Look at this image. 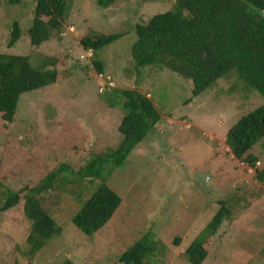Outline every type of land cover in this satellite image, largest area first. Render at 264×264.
Masks as SVG:
<instances>
[{
	"label": "rangeland",
	"instance_id": "374dc122",
	"mask_svg": "<svg viewBox=\"0 0 264 264\" xmlns=\"http://www.w3.org/2000/svg\"><path fill=\"white\" fill-rule=\"evenodd\" d=\"M173 2L114 0L100 7L96 0H68L64 18L49 19L56 22L49 40L34 46L27 30L36 0H0V53L28 55L34 65L54 63L59 73L56 83L20 95L11 122L0 113V204L8 189L20 195L16 205L0 212V263L121 264L119 256L150 235L154 246L146 264H192L185 250L199 236L207 249L201 264H264V181L255 179V167L237 160L226 142L229 128L264 97L245 88L235 71L193 97L191 80L171 69L133 67L134 25ZM15 21L20 37L10 44ZM92 32L122 33L99 50L102 73L92 52L80 45ZM122 89L149 97L160 119L121 166L104 165L103 180L81 177L79 170L94 155L109 154L122 139L123 111L111 105L122 101ZM263 143L264 136L248 151L257 156L258 168L264 165ZM60 167L59 178L68 180L36 197L61 232L31 253L24 195ZM102 181L121 202L102 228L87 235L71 217ZM222 202L231 213L209 234L206 226Z\"/></svg>",
	"mask_w": 264,
	"mask_h": 264
},
{
	"label": "trees",
	"instance_id": "16d2710c",
	"mask_svg": "<svg viewBox=\"0 0 264 264\" xmlns=\"http://www.w3.org/2000/svg\"><path fill=\"white\" fill-rule=\"evenodd\" d=\"M21 0H8L18 4ZM172 7L153 14L143 23L134 25L136 38L130 47L133 67L138 72L146 66L171 69L191 80L192 96L211 87L217 79L235 71L245 88H252L264 97V0H173ZM100 7H108L114 0H96ZM68 0H36L35 17L29 27L30 43L39 46L49 40L54 21L62 20ZM47 18L44 20V18ZM122 33H88L80 45L93 55V64L102 73V62L97 59L104 46L118 39ZM20 37V26L14 22L10 31V44ZM59 73L54 63L32 64L28 55L0 53V113L3 120L11 122L22 93L56 83ZM122 99L116 100L123 111L118 130L122 139L109 154H96L79 170L81 177L103 176V167L111 163L123 164L130 152L142 142L160 119V114L146 95L135 89L117 91ZM264 136V103L242 115L228 130L226 142L234 157L255 167V179L264 181V165L256 167L257 156L248 152ZM264 151V143L262 145ZM64 167L50 172L39 186L24 195L23 210L30 221L26 244L31 253L40 250L48 240L57 236L61 228L41 206L36 195L52 189ZM67 169V168H65ZM102 179V178H101ZM103 180V179H102ZM18 192L7 190L0 212L16 205ZM120 196L104 181L91 195L81 202L72 215V223L83 233L91 235L102 228L120 205ZM229 206L222 202L206 228L215 234L223 219L230 215ZM204 238L193 240L185 250L187 260L201 264L207 256ZM150 235L143 236L120 256L121 264H146L145 259L153 250ZM8 264V263H0ZM61 264H74L66 259Z\"/></svg>",
	"mask_w": 264,
	"mask_h": 264
},
{
	"label": "built area",
	"instance_id": "2783aa9c",
	"mask_svg": "<svg viewBox=\"0 0 264 264\" xmlns=\"http://www.w3.org/2000/svg\"><path fill=\"white\" fill-rule=\"evenodd\" d=\"M88 55H91V51H88Z\"/></svg>",
	"mask_w": 264,
	"mask_h": 264
}]
</instances>
